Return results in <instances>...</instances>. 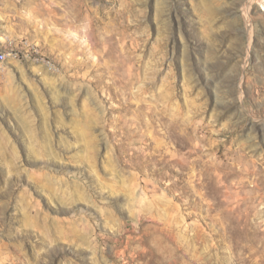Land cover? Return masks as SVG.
Here are the masks:
<instances>
[{"label": "rangeland", "instance_id": "rangeland-1", "mask_svg": "<svg viewBox=\"0 0 264 264\" xmlns=\"http://www.w3.org/2000/svg\"><path fill=\"white\" fill-rule=\"evenodd\" d=\"M1 53L0 264H264V0H0Z\"/></svg>", "mask_w": 264, "mask_h": 264}, {"label": "built area", "instance_id": "built-area-1", "mask_svg": "<svg viewBox=\"0 0 264 264\" xmlns=\"http://www.w3.org/2000/svg\"><path fill=\"white\" fill-rule=\"evenodd\" d=\"M8 56L12 57L14 60L20 58V54L16 51H12ZM7 60V55L5 53H1L0 62H5Z\"/></svg>", "mask_w": 264, "mask_h": 264}, {"label": "bare ground", "instance_id": "bare-ground-1", "mask_svg": "<svg viewBox=\"0 0 264 264\" xmlns=\"http://www.w3.org/2000/svg\"><path fill=\"white\" fill-rule=\"evenodd\" d=\"M0 58H1V54H0Z\"/></svg>", "mask_w": 264, "mask_h": 264}]
</instances>
